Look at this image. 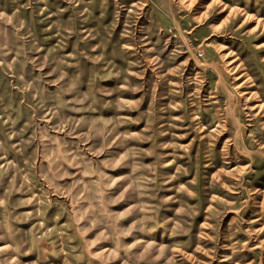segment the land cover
<instances>
[{
    "label": "rangeland",
    "instance_id": "obj_1",
    "mask_svg": "<svg viewBox=\"0 0 264 264\" xmlns=\"http://www.w3.org/2000/svg\"><path fill=\"white\" fill-rule=\"evenodd\" d=\"M0 264H264V0H0Z\"/></svg>",
    "mask_w": 264,
    "mask_h": 264
}]
</instances>
